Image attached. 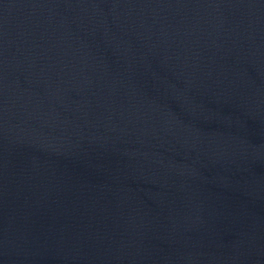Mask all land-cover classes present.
<instances>
[{
  "label": "water",
  "instance_id": "95a60500",
  "mask_svg": "<svg viewBox=\"0 0 264 264\" xmlns=\"http://www.w3.org/2000/svg\"><path fill=\"white\" fill-rule=\"evenodd\" d=\"M0 264H264V0H0Z\"/></svg>",
  "mask_w": 264,
  "mask_h": 264
}]
</instances>
